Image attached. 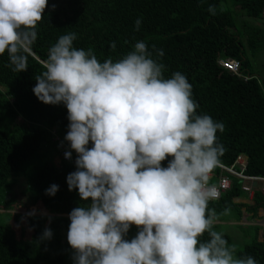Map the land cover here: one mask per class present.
Returning a JSON list of instances; mask_svg holds the SVG:
<instances>
[{"label":"clouds","instance_id":"clouds-1","mask_svg":"<svg viewBox=\"0 0 264 264\" xmlns=\"http://www.w3.org/2000/svg\"><path fill=\"white\" fill-rule=\"evenodd\" d=\"M47 7L48 0H0V56L7 53L14 72L29 68ZM76 39L69 32L48 49L33 88L41 102L68 111L65 158L77 157L67 184L82 201L69 213L73 264H258L214 230L208 204L220 193L210 179L226 151L217 136L224 124L197 114L188 78H166L143 41L101 61ZM58 191L53 184L46 194ZM52 237L46 228L40 239Z\"/></svg>","mask_w":264,"mask_h":264},{"label":"trees","instance_id":"trees-1","mask_svg":"<svg viewBox=\"0 0 264 264\" xmlns=\"http://www.w3.org/2000/svg\"><path fill=\"white\" fill-rule=\"evenodd\" d=\"M210 6H215V15L209 12ZM137 19L142 21L139 30ZM253 21L264 22V0H48L29 68L14 72L7 53L0 56V212L5 211L0 213V264H73L74 252L67 239L69 213L82 201L78 190H69L67 176L76 170L77 154L73 151L72 159L64 160L58 144L61 139L69 149L65 140L68 111L63 104L41 102L33 92L48 49L61 35L76 33L74 46L91 48L101 61L120 59L136 42H145L153 58L165 65L166 78L177 71L188 78L193 99L199 104L197 114L210 115L224 124V131L217 133L218 142L226 149L220 164L231 166L243 155L247 157V175L264 177V80L251 71L244 43L254 47V37L261 32ZM160 50L163 56L157 55ZM228 59L240 63V76L221 66L220 62ZM162 163L167 165V161ZM212 174L210 183L216 184L219 169ZM20 175L28 181L26 201L42 203L50 214L25 217L27 229L33 231L29 240L21 227L24 217L12 213L18 203L8 199ZM243 183L233 178L231 190L220 201H210L208 208L216 213L214 230L236 246V255H250L264 264L260 227L250 226L244 232L242 248L221 231L225 226H245L227 224L241 222L244 208L251 220L261 218L264 194L260 191L255 192L252 205L235 202L247 197ZM53 184L59 191L47 195ZM12 221L20 232L14 230ZM46 228L52 230L53 237L41 241ZM137 231L133 225L128 239ZM201 239H208L207 233Z\"/></svg>","mask_w":264,"mask_h":264},{"label":"rangeland","instance_id":"rangeland-1","mask_svg":"<svg viewBox=\"0 0 264 264\" xmlns=\"http://www.w3.org/2000/svg\"><path fill=\"white\" fill-rule=\"evenodd\" d=\"M253 24L256 26V28H259L261 32L258 36L254 37L255 38L254 40H256L254 42V47H251V45L248 42H244L246 47V55L251 64V68H250L251 71H256L258 77H261L264 80V22L253 21ZM246 30L247 29H245V31ZM55 161L59 163V160H55ZM38 165H40V163H38ZM17 178L18 181L16 182L15 188L12 192L8 194V199L14 198V201L18 203L16 209L12 213L20 214L24 217L21 222L22 223L21 227L26 229L25 240H29L30 232L27 231L28 224H27V219L25 217L43 215L41 212V203H37V205H34L33 199H28L26 201V196L24 195V192H26L28 189V181L25 177L21 175L18 176ZM4 212L5 211H1L0 213L3 214ZM29 213H31V215H29ZM12 225L16 232H20V228L14 223V221H12ZM250 228H251L250 226H225L222 227L221 231L224 230L226 233H228L237 243L238 248H242L245 240L244 232L250 230Z\"/></svg>","mask_w":264,"mask_h":264},{"label":"built area","instance_id":"built-area-1","mask_svg":"<svg viewBox=\"0 0 264 264\" xmlns=\"http://www.w3.org/2000/svg\"><path fill=\"white\" fill-rule=\"evenodd\" d=\"M220 64L223 68L227 69L228 71L232 72L235 75L240 76L241 65L238 61L228 59V60H222ZM58 139L59 138H57V140ZM58 141H59L58 144L61 148L62 157L64 160L68 161L69 159L65 158V152L69 149L63 140L59 139ZM247 167H248L247 157L243 155H239L231 166H225L220 164L217 167L220 172L218 181L216 184H212L216 186L220 195L218 199L213 200L211 202L220 201L222 199V196L231 190L233 178H237L239 180H242V182H244L242 186V190L247 194L248 198L253 200L256 191H260L262 194H264V177L248 176ZM212 177L213 174L211 178ZM250 217L251 216L247 214L245 211L242 212L241 224L245 226H258L262 230H264V210L262 211L261 218L255 217V219L251 220Z\"/></svg>","mask_w":264,"mask_h":264},{"label":"crops","instance_id":"crops-1","mask_svg":"<svg viewBox=\"0 0 264 264\" xmlns=\"http://www.w3.org/2000/svg\"><path fill=\"white\" fill-rule=\"evenodd\" d=\"M264 82V81H263ZM211 180H213V177L210 179V181ZM235 202L237 203V204H242V205H252L253 204V201H252V199H250V198H248V197H241V198H236L235 199ZM43 209H45V207L43 206V204L41 203V212H42V214L43 215H46V216H50V214H49V212L47 211V213L48 214H46V212L43 210ZM245 211V208L244 209H242V212H244ZM217 224H220V222H218ZM223 224H226V223H223ZM227 224H229V225H237V224H241V222H232V223H227ZM242 225V224H241ZM28 232H30V238L32 237V235H33V231H31V230H27ZM260 234L261 235H264V230H262L261 229V231H260Z\"/></svg>","mask_w":264,"mask_h":264}]
</instances>
